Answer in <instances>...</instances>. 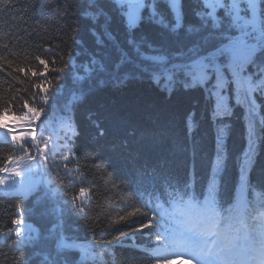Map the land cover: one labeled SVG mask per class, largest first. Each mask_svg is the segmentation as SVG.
Returning <instances> with one entry per match:
<instances>
[{
  "label": "trees",
  "instance_id": "obj_1",
  "mask_svg": "<svg viewBox=\"0 0 264 264\" xmlns=\"http://www.w3.org/2000/svg\"><path fill=\"white\" fill-rule=\"evenodd\" d=\"M196 3L197 0H190L185 4L189 20L190 9ZM11 4L13 7L8 8L0 5V69H3L0 70V111L11 102V113L20 114L24 110L23 101H32L33 93L39 91L32 85L44 79L23 72L8 75L12 68H32L39 72L42 66L35 58L40 56L49 62V68L53 66L51 61L56 60L55 66H64L65 71L46 73L52 80L49 90L55 95L50 99L46 113L37 121L42 122L45 135L52 139L55 157L49 161L53 165L51 175L35 176L31 192H9L6 185H0L4 190H0V233L14 227L11 224L13 218L26 215L24 230L31 225L38 240L26 252H21L9 247L14 235H0V264H25L26 258H30V264H45L44 255L50 245L54 247L53 237L60 231L70 238L69 242L75 239L79 244H89L93 238L111 240L113 235L119 234V229L129 231L124 224H115L110 234L101 233L96 226L97 215L103 210V219L111 209L112 216L104 223L118 220L116 209L121 196L128 200L123 207L131 210L129 205L136 199L135 183L140 179L135 169L144 160H148V175L143 180L148 186L149 179L153 178L152 166L162 161V166L157 165V176L161 179L171 177L183 185L195 176L192 190L197 193L205 190L211 162L215 159L217 128L224 124L229 126V132L225 140L226 169L221 174L226 200L223 207L229 206L227 201L233 204L240 163L248 148L249 123L244 105L237 104V98L231 97L235 95L234 85L228 89L232 115L222 118H213L215 101L207 100L204 88L185 90L180 87L169 95L163 81L157 86L151 80H132L120 87L111 84L100 87V62H106L111 68L119 59V53L104 38L99 26L83 15L84 9L77 0H11ZM110 30L127 49L123 29L113 22ZM128 51L131 54V50ZM69 54L72 64L65 66ZM93 60L97 63L93 64ZM255 83L264 88V80L256 79ZM90 87L93 91L89 93ZM259 95L258 91L252 94L257 101L253 119L258 130L259 121L264 118L261 110L264 97ZM13 96L16 100H12ZM35 99L39 101V96ZM12 120V114L5 115L0 117V124ZM6 131L0 129V166L6 161L7 146L11 145L10 138L5 141L3 137ZM260 135L256 163L248 174L250 188L254 190H264V133ZM142 138L144 142L158 141L157 147L151 153L145 152ZM66 156L69 157L67 161L64 160ZM0 177L8 178L7 175ZM114 185H119V189ZM81 188L85 189L84 196H80ZM164 195L167 196L163 188ZM74 196L79 197L76 204L86 208V219L81 218L71 204ZM198 198L203 199V196ZM17 203L21 204L23 212H16ZM61 222L62 228H55ZM137 237L138 245L149 243L147 237L141 239L139 234ZM131 243L128 238L105 246L102 256L97 255L85 264H121L130 254ZM76 258L79 259L78 252Z\"/></svg>",
  "mask_w": 264,
  "mask_h": 264
},
{
  "label": "snow or ice",
  "instance_id": "obj_2",
  "mask_svg": "<svg viewBox=\"0 0 264 264\" xmlns=\"http://www.w3.org/2000/svg\"><path fill=\"white\" fill-rule=\"evenodd\" d=\"M186 3L190 0H77V4L84 9L83 15L99 26L104 38L119 53V59L111 68L106 62H100V87L107 84L120 87L132 80H151L157 86L163 81L169 95L173 89L180 87L185 90L204 88L207 100L215 101L213 118H222L232 115L228 89L230 85L235 86L237 104L244 105L249 117L248 148L240 163L239 186L244 192L250 187L248 174L256 163L257 141L264 133V118L259 121V130L254 122L257 101L252 97L257 91L264 97V88L255 83L256 79L264 80V0H197L190 9V20L186 18ZM0 5L13 7L11 0H0ZM101 20L102 24L99 23ZM113 22L123 29L127 49L111 32ZM35 59L42 66L39 72L32 68L14 67L8 73L23 72L25 75L31 73L33 77H44L32 85L33 89L39 90L33 93V100L23 101L24 110L20 114L11 113V102H7V106L0 111V117L13 115L11 123L0 124V129L7 130L3 133L5 141L11 140V145L7 146L6 161L0 166V173H6L8 177H0V185H6L9 192L28 191L35 182V176L51 175L53 165L49 161L55 157L51 136L45 135L42 122L37 121L46 113L50 99L55 95L49 90L52 80L47 78L46 73H63L65 67H56V60H52L53 66L49 68L45 59L40 56ZM96 63L93 60V64ZM64 64H72L71 54ZM92 91L90 87L88 92ZM36 96H39V101ZM12 100L16 97L13 96ZM37 130L39 135H36ZM228 132L227 124L217 128L215 159L211 162V174L205 190L199 193L192 190L195 176L183 185L174 178L163 177L162 186L167 195L164 203H160L162 196L154 193L145 199L143 177L148 175V160H144L135 169L140 179L135 183L136 199L129 205L131 210L123 207L128 200L121 196L116 209L118 220L104 223L111 218V209L103 215V219V210L97 215L96 226L101 233L110 234L115 224H124L129 231L119 229V234L113 235L111 240L93 238L89 244H79L75 239L69 242L70 238L60 231L53 237L54 247L50 245L44 255L45 264H85L97 255L102 256L105 246L110 247L114 242L128 238L132 240L130 254L121 264H171V259L175 257L183 258L182 264H264V211L252 215V207L247 200L236 206L227 201L229 206L223 207L226 200L221 174L226 169L225 140ZM157 143L156 140L144 142L142 138L145 152L151 153ZM68 159L64 157L65 161ZM157 165L162 166V161H157ZM157 165L151 170L153 186L158 175ZM114 187L119 189V185ZM169 188L173 191H167ZM84 195L85 189L81 188L80 196ZM77 199L79 197L74 196L71 204L81 218L86 219V208L78 206ZM164 204L169 207L165 208ZM16 212H23L20 203L16 204ZM138 216L145 219H133ZM11 224L14 227L0 235H14L15 239L9 247L26 252L38 240L36 230L31 225L24 230L26 215L13 218ZM55 228H62V222ZM137 234L141 239L147 237L149 243L138 245ZM77 252L79 259L76 258ZM25 264H30V258H26Z\"/></svg>",
  "mask_w": 264,
  "mask_h": 264
},
{
  "label": "rangeland",
  "instance_id": "obj_3",
  "mask_svg": "<svg viewBox=\"0 0 264 264\" xmlns=\"http://www.w3.org/2000/svg\"><path fill=\"white\" fill-rule=\"evenodd\" d=\"M229 87H232V86H229ZM233 93V92H232ZM233 94H235V92L233 93ZM231 97L233 98V99H236V94L235 95H231ZM261 110H262V112H263V114H264V106L261 108ZM1 191H4L3 189H0ZM174 264H182V261H176V262H174Z\"/></svg>",
  "mask_w": 264,
  "mask_h": 264
},
{
  "label": "bare ground",
  "instance_id": "obj_4",
  "mask_svg": "<svg viewBox=\"0 0 264 264\" xmlns=\"http://www.w3.org/2000/svg\"><path fill=\"white\" fill-rule=\"evenodd\" d=\"M257 189H259V187H257Z\"/></svg>",
  "mask_w": 264,
  "mask_h": 264
}]
</instances>
